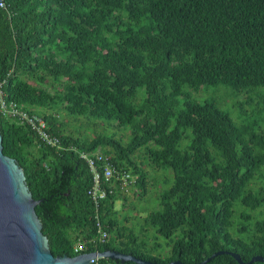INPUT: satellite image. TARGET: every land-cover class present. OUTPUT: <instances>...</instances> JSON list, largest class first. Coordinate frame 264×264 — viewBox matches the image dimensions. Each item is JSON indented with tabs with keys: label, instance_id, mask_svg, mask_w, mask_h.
Here are the masks:
<instances>
[{
	"label": "trees",
	"instance_id": "16d2710c",
	"mask_svg": "<svg viewBox=\"0 0 264 264\" xmlns=\"http://www.w3.org/2000/svg\"><path fill=\"white\" fill-rule=\"evenodd\" d=\"M0 1L4 99L41 116L64 146L45 144L0 112L3 152L22 168L55 256H74L84 242L82 252L110 249L156 263H198L217 251L204 264H240L232 253L243 262L264 257V0ZM208 86L218 87V101L201 100ZM61 110L128 129L129 137L76 138ZM80 151L109 156L142 194L146 172L136 152L171 174L144 217L169 253L155 254L159 244L146 247L116 217L115 202H126L119 182L96 209ZM98 218L102 242L94 238Z\"/></svg>",
	"mask_w": 264,
	"mask_h": 264
},
{
	"label": "water",
	"instance_id": "95a60500",
	"mask_svg": "<svg viewBox=\"0 0 264 264\" xmlns=\"http://www.w3.org/2000/svg\"><path fill=\"white\" fill-rule=\"evenodd\" d=\"M35 200L25 182L22 168L17 162L4 154L0 132V264H90L100 258L134 261L140 264H204L223 251L214 252L210 257L198 263H182L178 260L156 263L131 254L115 250L80 252L74 256H55L42 233V224L36 214ZM240 264L252 261H264L262 256H253L243 262L240 256L232 253Z\"/></svg>",
	"mask_w": 264,
	"mask_h": 264
},
{
	"label": "rangeland",
	"instance_id": "374dc122",
	"mask_svg": "<svg viewBox=\"0 0 264 264\" xmlns=\"http://www.w3.org/2000/svg\"><path fill=\"white\" fill-rule=\"evenodd\" d=\"M28 80L32 86H39L34 78H29ZM216 88L218 87H203L202 90L205 91L206 94L201 97V100L216 99L218 101L220 95L216 94ZM203 91L197 92V95L201 96L204 94ZM245 97V94L239 96L229 95L228 97L226 96L224 100L229 102H237L238 100L244 101ZM244 110L250 112L251 107L248 104H245ZM59 119L65 123V130L76 138L90 140L97 134L105 133L108 135L112 134L118 139L121 138L125 143L130 134L128 129H123L117 126H109L104 122L89 120L85 117H73L66 114V112L62 110ZM134 158L138 163L141 164L143 170L146 172V191L144 194H142L141 191L135 186L125 191L123 194L124 198L126 199L125 204L122 205L121 199L115 202V208L118 210L116 217L122 220L126 225L132 227L139 239H143L146 242V247L152 249L154 244H159L157 249L152 251L155 254L158 253L161 256H165L167 253H169L171 246L167 244L166 239L155 235L153 226H147L144 224V217L150 210H153L157 207L159 201H157L155 198H157L160 191H162L167 186L168 183H166V180H171L172 176L168 172L167 175L161 169L151 165V163L145 159L143 151L136 152Z\"/></svg>",
	"mask_w": 264,
	"mask_h": 264
},
{
	"label": "built area",
	"instance_id": "2783aa9c",
	"mask_svg": "<svg viewBox=\"0 0 264 264\" xmlns=\"http://www.w3.org/2000/svg\"><path fill=\"white\" fill-rule=\"evenodd\" d=\"M4 6V2L0 1V7ZM2 86L3 81H0V112L5 115L16 117L22 122L28 124L38 135L39 139L45 144L57 148H63L64 146L61 144L60 139L48 131L47 123L41 116L28 113L18 107L15 103H7L5 101ZM79 157L87 164L89 171L92 174V185L87 193L96 206V209L99 208L98 204L100 200L104 199L108 193L113 192V182H119L120 189L122 191H127L130 185L135 181V177L129 172L123 170L119 171L113 165L109 156H104L99 152L90 153L87 151H80ZM96 229V235L94 238H98L101 242L105 241L107 239V231L103 226L102 220L99 218L96 219ZM85 245L84 242L78 243L75 247V251L78 253L82 252L85 249ZM96 260L91 261V263L96 262Z\"/></svg>",
	"mask_w": 264,
	"mask_h": 264
}]
</instances>
